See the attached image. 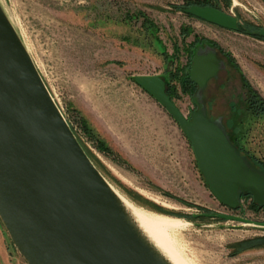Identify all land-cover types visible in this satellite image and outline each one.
<instances>
[{
    "label": "rangeland",
    "instance_id": "374dc122",
    "mask_svg": "<svg viewBox=\"0 0 264 264\" xmlns=\"http://www.w3.org/2000/svg\"><path fill=\"white\" fill-rule=\"evenodd\" d=\"M187 1L0 0V4L108 183L139 207L184 220L185 226L172 231L170 239L190 264H264V247L234 254L237 248L231 246L264 235V227L187 218L225 213L264 222V210L251 209L249 197L238 210L220 203L205 184L179 124L135 81L140 75H160L169 82L171 70L189 62L184 46L195 35L203 38L197 46L215 47L225 63L205 91L208 115L222 116L241 151L257 167L264 163V115L252 114L247 103L252 90L264 98V39L190 17L184 12L191 6ZM224 11L264 29V0H232ZM146 18L155 27L144 25ZM182 26L192 29L185 42ZM175 44L180 46L179 58ZM192 87L190 92L179 88L175 98L188 118L197 108L193 100L197 86ZM0 264H28L1 219Z\"/></svg>",
    "mask_w": 264,
    "mask_h": 264
},
{
    "label": "water",
    "instance_id": "95a60500",
    "mask_svg": "<svg viewBox=\"0 0 264 264\" xmlns=\"http://www.w3.org/2000/svg\"><path fill=\"white\" fill-rule=\"evenodd\" d=\"M184 12L239 31L224 10L191 5ZM264 37V29L260 30ZM223 61L198 47L190 77L197 106L188 118L160 75L135 81L152 95L187 136L211 193L224 206L243 208L249 193L264 207V169L234 145L227 127L208 115L207 81ZM91 160L44 82L21 36L0 4V219L28 264H169L126 212L110 182ZM264 227L234 214L199 216ZM202 225V224H198Z\"/></svg>",
    "mask_w": 264,
    "mask_h": 264
},
{
    "label": "trees",
    "instance_id": "16d2710c",
    "mask_svg": "<svg viewBox=\"0 0 264 264\" xmlns=\"http://www.w3.org/2000/svg\"><path fill=\"white\" fill-rule=\"evenodd\" d=\"M187 4L188 5L197 4V5H202V6L208 5V6H212V7L224 10V9H229L231 7L232 0H189V1H187ZM176 7H178V6H176ZM186 14L190 17H195L194 15H191L188 13H186ZM147 23L150 24L152 27L153 26L155 27L154 22L149 18H146L145 22L143 24L145 25ZM260 30H261V27L259 25H256L255 23H253L251 21H247V22L240 24L239 32L253 36V37L264 39V37H262L260 34ZM191 33H192V29L190 27L182 26L181 30H180L182 41L185 42L187 37L190 36ZM202 39L199 36L195 35L194 40L191 43L184 46L183 49H185L186 53L188 54V57H189L188 61L189 62L183 66H181V64H177L174 67V69L171 70V72H170V80H169V82H167V88H168L167 91H168V94L170 95V97L174 103H175V98L177 96L179 88H181L184 92H190L193 89L192 86L196 85L195 82L192 81L191 77H190V66H191L192 57H193L196 49L199 47L197 45L200 42H202ZM175 52H176L175 55L179 58L180 46L178 44H175ZM247 103H248V110L252 114H254L256 116L264 115V98L261 97L259 93L252 90L251 94L248 96ZM233 143L242 154H245L248 157V154L243 153L234 141H233ZM100 146L104 150L110 151L109 148L105 147V145L101 144ZM259 168L264 169V163H262V165ZM242 197L243 198H246V197L252 198V202L249 206L251 209H254L256 211H260L262 209L264 210V207L259 206L253 200V197L251 194L246 193V194H243ZM160 211L165 212L166 210L160 209ZM167 213H169V211H167ZM170 213H175V212H170ZM187 218H189L191 220L195 219L193 217V215L187 216ZM231 246L237 248V251L234 252V254L240 253L241 251L248 250V249L262 248V247H264V235L256 236V237L249 238L246 240H242L236 244H232Z\"/></svg>",
    "mask_w": 264,
    "mask_h": 264
},
{
    "label": "bare ground",
    "instance_id": "6f19581e",
    "mask_svg": "<svg viewBox=\"0 0 264 264\" xmlns=\"http://www.w3.org/2000/svg\"><path fill=\"white\" fill-rule=\"evenodd\" d=\"M112 189L143 236L169 264H190L177 251L170 239L172 231L185 226L183 219L146 210L124 197L113 187Z\"/></svg>",
    "mask_w": 264,
    "mask_h": 264
},
{
    "label": "flooded vegetation",
    "instance_id": "af4514ba",
    "mask_svg": "<svg viewBox=\"0 0 264 264\" xmlns=\"http://www.w3.org/2000/svg\"><path fill=\"white\" fill-rule=\"evenodd\" d=\"M239 20V19H238ZM239 24H241V22L239 21ZM209 47H211V48H214V49H216L215 47H213V46H211V45H208V46H206L205 48H209ZM217 50V49H216ZM217 54H218V52H217ZM223 61V60H222ZM224 67H225V63H224V61H223V67L218 71V74L216 75V76H214V77H212V78H210L209 80H211V79H213V78H217L218 77V75H219V73H220V71H222L223 69H224ZM209 80L207 81V84H206V86H205V88H204V91H203V93H204V96H205V91H206V89H207V85H208V82H209ZM196 84V83H195ZM196 86H197V89H198V85L196 84ZM195 103V102H194ZM206 104H207V102H206ZM196 105V104H195ZM207 107H208V105H207ZM221 119L223 122H224V119H223V117L222 116H218V117H215V118H212V119ZM225 124V123H224ZM226 125V124H225ZM227 127V126H226ZM228 130V129H227ZM243 199H245V198H243L242 197V203H243ZM252 199V198H251ZM228 208V207H227ZM242 209V208H241ZM232 210V209H231ZM238 210V209H237ZM200 217H205V218H209V219H212V217H206V216H200Z\"/></svg>",
    "mask_w": 264,
    "mask_h": 264
}]
</instances>
